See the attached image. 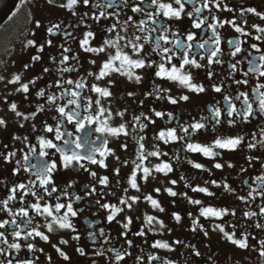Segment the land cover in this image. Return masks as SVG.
<instances>
[{"label": "flooded vegetation", "instance_id": "flooded-vegetation-1", "mask_svg": "<svg viewBox=\"0 0 264 264\" xmlns=\"http://www.w3.org/2000/svg\"><path fill=\"white\" fill-rule=\"evenodd\" d=\"M109 2L110 0H89V7H84L83 0H80L78 6L69 11L67 7H64L67 0H1L0 56L10 58L15 48L10 46V49L1 51L4 42H13L16 37H25L27 34L26 44L18 53L13 67L16 75L21 77L20 83L17 84L18 89L27 84L29 92L25 94L17 90L6 96L0 95V108L6 111L4 119L1 118L6 122V126L0 127V153L4 154L0 156V200L12 195L11 188L19 184L29 185L32 182L38 185V178L32 175L35 169L30 168L31 164L55 162L57 169L51 174V178L54 182L52 186H55L58 191L52 196H45L44 200L40 201L41 207L45 206V202L53 208L57 203L65 205L72 203L77 216L71 219L76 229L75 232L61 230L54 225L53 232L49 233L45 225L51 223L50 218L37 216L29 207L36 203V198L31 195L24 196L18 192L16 199L11 201L8 207L13 213L21 210L28 211L29 217L21 219L9 215L0 207V222L4 220L10 222L15 218L20 225L15 229L8 227L0 229V232L5 233L9 242L19 243L21 251L17 253L0 242V249L8 253L7 258L0 256V264H8L9 259L12 264H24L28 260H34L35 264H116L113 253L107 251L109 248L119 249L125 253V260L120 261L119 264H161L162 260L167 261L168 264H264V257L259 255L261 251H264V246L260 243L264 241V227H256L257 224L264 225V215H260L261 209L264 208V188L253 191L258 188L259 178L264 176V146L259 144V133L264 129V117L257 114L255 120L245 124L233 116L231 119L235 126L232 127L226 114L228 106L225 100L227 96L240 109L242 108L241 102L234 98L240 93H245L253 100L254 107L257 106L253 90L258 84H264V77H258L252 73L245 77L243 73L248 70L252 62L259 63L254 58L264 54V34L255 31V27L264 28V20L247 10L252 9L264 15V0H223V3L218 5L221 10L218 11L210 4L211 12L207 10L202 12V16L207 17L209 23L225 22L224 27L216 29L221 41L219 44L221 53L218 57L221 63H213L210 66L208 65L211 51L209 44L215 46V38L209 39L212 29L208 28L207 23L203 29H194L191 25L195 16L193 20H189L185 14L182 19L171 21L159 17L170 29L167 39H179L182 44H188L186 36L189 33L197 37L191 42L193 48L189 57L195 58L202 67L195 68L188 65L184 67L183 73L191 76L193 85L205 88V91L199 94L189 91L177 81L157 78L158 67L156 66L133 70L135 75L142 77L140 83H136L134 79L130 80L127 76H121L118 72L112 73L103 80H96L95 75L88 76L89 72L98 74L101 66L109 60L111 55L115 54L117 49H107L99 55L84 51L81 48V42L86 33L91 32L94 37L89 38L88 47L96 48L102 46L105 40H113L118 34L124 36L125 41H121L120 48L131 56L130 49L124 48V43L133 33L141 35L135 28V24L141 19H148L143 13H132L130 8L118 5L105 7ZM150 2L151 0H146V3ZM129 3L132 7H144V5L135 3L134 0H129ZM225 7L232 11H224ZM185 8L186 13L194 12V6L191 4H186ZM101 11L107 14L108 19L101 18L97 23L96 20L90 18L99 16ZM151 11L155 12L156 9L152 8ZM241 12L244 13L243 17L240 16ZM129 16L133 17V24L127 25L128 31L125 33L121 30L122 25L118 24L117 20L126 22ZM213 16L216 18L215 21L212 19ZM230 21H236L235 26L242 27L244 31L250 33V36H242L235 32V26H229L227 23ZM37 24L40 26L37 27ZM56 25L59 27H55ZM112 26L116 27L117 32L110 34L107 30ZM151 27L150 24L145 25L146 29ZM49 29L57 34L49 35ZM151 35L153 43L144 45L145 51L141 53V57L147 55L146 63L155 61L156 65H159L163 61L156 52L152 51L154 39L159 33ZM258 35L261 36V40L251 38ZM237 39L244 50L233 58L230 53L234 49H230L227 42ZM205 40L209 43L204 49L195 47ZM29 41L34 42L36 47L30 46ZM252 45L259 47L261 52H254ZM161 46L172 48L171 44L165 45L162 42ZM39 47H43L44 51L39 52L37 50ZM64 48H70L71 51L65 53ZM173 51L175 56L171 64L164 63L168 69H171L172 65L179 68L182 63L183 52L176 49ZM250 52L251 57L248 55ZM169 54L172 55V53ZM35 56H39L40 60L33 62ZM63 56H68L67 64L61 63ZM73 56L77 59L73 60ZM201 56L204 57L203 60L200 59ZM141 57L132 56V59L136 60ZM232 64L237 66L235 74L232 72ZM26 65H29L27 70H25ZM74 65L77 71L63 72L60 70ZM45 68L49 71L45 72ZM210 73L212 74L211 79H209ZM81 78L87 81L82 95L91 98L93 102L99 97L89 90L91 85L95 84L98 87L109 89L111 96L101 100L102 106L112 113L109 126L118 128L124 125L129 133L127 136H101L94 131L97 127L95 124L91 129L86 127L83 133H77L76 124L68 123L55 111L56 107L67 104L68 98L63 95L65 90L81 91L72 85L64 84L63 89L56 85L63 84L69 79L79 81ZM33 79L36 80L35 84L31 83ZM245 79L247 80L246 85L236 83V81ZM109 85L112 87L109 88ZM214 86H219L222 89L221 92H215ZM157 87L161 89L160 99L156 98ZM40 91H44V97L38 96ZM49 96H59L60 99L56 104L49 105L47 103ZM185 96L188 97L186 101L181 99ZM170 99H176L177 103H169ZM13 103L17 106V112L29 116L30 119L24 120L22 116L18 117L16 113L10 111ZM41 105L44 107L43 111L40 110ZM216 108L221 110L220 117L213 115ZM71 111H76V109L73 107ZM120 112L124 113L122 118L117 115ZM156 113H160L161 117H157ZM81 115L86 116L88 113L82 112ZM136 118H139L138 124L135 122ZM58 121H63L61 131L71 132L73 137H81L82 140L94 141L93 147L107 140V148L113 155L104 159L105 167L81 161L88 171L77 165L65 169L62 165L61 153L53 149H48L47 157L41 158L39 153L42 149L38 143L41 137L45 140H52L58 147L68 151L63 141L55 140V132L48 133L44 130L45 126L56 128ZM200 122L205 124L204 129L196 132L190 127ZM21 124L23 127H20ZM140 125H144L143 131L140 130ZM134 126L136 130L132 131ZM182 127H188L189 132L184 133ZM169 131H175L174 141L168 138H166L167 142L159 139L160 132ZM253 133L257 134L255 139L258 146L249 150L247 145L253 140ZM241 135L245 137V143L234 152L215 149L214 151L219 155L214 159H209L202 153L185 150L188 143L208 147L217 139L236 138ZM13 137H20V139H13ZM141 137H144L141 143L144 146L145 158L138 160L140 146L137 141ZM5 145L8 147L5 148ZM123 146H126L127 150H124ZM33 147L36 148L35 155L31 153ZM82 147L87 148V145L82 143ZM73 150L80 151L75 149L74 144ZM154 151L159 152V158L147 155ZM11 152H16V156L11 159V162L6 163L4 156H8ZM165 153L167 155H164ZM25 155L30 157L27 163L24 161ZM249 157L253 158L251 163H249ZM94 158L97 161L102 159L99 155ZM165 163L169 164L172 169L167 175L153 171ZM192 163L200 164L202 169L206 170L193 168ZM217 163L222 165V169L214 167ZM228 163L234 167H227ZM138 165L141 167H137ZM25 167L30 170L24 171ZM143 168L151 171L147 179L144 178ZM91 173H95V177ZM133 174L136 175L139 191L131 187L130 179ZM101 178H107V186L102 183ZM213 182L219 184L220 187H215ZM225 184L229 186V191L225 190ZM197 187L204 188L214 195L207 196L203 192H194L192 189ZM65 189H67L66 192ZM169 189L177 195L169 196L167 192ZM32 191H37L39 194L43 192V189L36 188ZM149 196L159 203L163 211L153 208L147 199ZM75 197H80V200L76 201ZM131 198H135L137 202L133 204ZM21 200L25 203H21ZM121 200L127 201V204H121ZM194 201H200V203H192ZM105 205L108 207H104ZM112 208L121 211L109 223L108 217L112 215L110 210ZM206 208L221 212V217L201 216L200 212ZM249 212L256 213V215L248 218L246 213ZM63 214V211L59 214L54 213L57 216ZM177 215L181 218L179 222L175 219ZM146 216L155 218L152 225H147ZM26 219L34 221L32 227L40 225L36 230L49 237L48 243L39 238H30L25 241L15 240L12 237L11 232L20 231ZM129 219L132 221L131 225L127 229L121 227ZM156 220L160 221L164 227L156 223ZM220 227L224 228V233L234 232L235 239H241L247 235L249 248L240 249L228 242L225 234L219 231ZM101 230L104 232L103 236L100 235ZM141 230L145 232V235H136ZM90 234L95 235V242L89 238ZM21 235H26V230L21 232ZM77 235L80 239L74 240L73 237ZM61 240L67 241V244H61ZM105 241L108 242L105 243ZM128 241H131L132 247L128 246ZM176 241L180 243H174ZM155 242L168 243L173 251L154 249L151 245ZM29 243L42 252H29L27 250ZM53 245L60 248L69 260L65 261L55 251ZM77 248L83 249L85 255L81 256ZM98 251H103L104 255H97ZM150 255L161 259L152 261L149 258Z\"/></svg>", "mask_w": 264, "mask_h": 264}, {"label": "snow or ice", "instance_id": "snow-or-ice-1", "mask_svg": "<svg viewBox=\"0 0 264 264\" xmlns=\"http://www.w3.org/2000/svg\"><path fill=\"white\" fill-rule=\"evenodd\" d=\"M80 0H67V4L64 5V7H67L69 11H72L73 8L77 7L79 4ZM135 3H138L140 5H144V7H132L129 3V0H110L109 4L106 5L105 7H111L112 5H118L122 6L123 8H130L131 12L134 14H140L143 13L145 16L148 17L147 20L141 19L138 23L135 24V28L137 31L141 33V35H136L135 33L131 34L130 36L127 37L126 42L124 43V48H128L131 51V56L123 51L122 48H120V43L121 41H125V37L121 35H117L113 40H105L103 45L96 48V47H88L90 39L89 38H94L93 34L91 32H88L85 34V38L81 42V48L86 51L90 52L96 55H99L101 53L106 52L107 49H112L116 48V52L114 55H111L109 57V60L106 61L102 66L101 70L99 71L98 74H94L92 72L88 73V76H93L95 75L96 80H103L112 73H119L121 76H127L130 80L134 79L136 83H140L142 80L141 76H137L134 74L133 70L134 69H144V68H152L154 66L158 67V71L156 72L157 78L161 80H172V81H177L181 85L185 86L188 88L189 91L196 92V93H203L205 91V88L203 86H196L192 84V78L190 75L183 73V69L185 66L191 65L192 67L195 68H201L202 65L197 62L195 58H190L189 53L192 52V41H195L197 37L194 34L189 33L186 36V40L189 42L188 44H182L179 39L177 40H169L167 39V34L170 31L169 27L165 25L159 17H163L166 20H180L183 18L185 14H187L189 20H193V17L195 16V20L192 23L191 27L194 29H203L204 25L207 23L208 28L212 29V35L209 39L215 38V46L209 44V48L211 49L209 59H208V65H212L213 63H221V61L218 59L221 49L219 47V44L221 43L219 35L216 33V29L219 27H224L225 22H219V23H209L207 17L202 16V12L207 10L211 12V8L209 5L211 4L212 7H216L217 10H221L218 5L223 3V0H165V2H162V0H151L150 3H146V0H134ZM186 4H191L194 6V12L193 13H186ZM83 6L84 7H89V0H83ZM152 8H155L156 11L153 12L151 11ZM224 11H232L230 8H223ZM251 12L252 15H259V18L261 20H264V15H260L255 12V10L249 9L247 10ZM73 15L75 13L73 12ZM119 15V13H117ZM244 13L241 12L240 16L243 17ZM87 16V14H85ZM91 19L96 20L97 23L100 22V19H108V16L105 12L101 11L99 13V16H93L90 17ZM213 21H215V16L212 17ZM118 24L122 25V31L127 32L128 28L127 25L133 24V17L129 16L127 18V21H120L117 20ZM229 23V26H235L236 21H230L227 22ZM150 24L152 25L151 28L146 29L145 25ZM40 25L37 24V27ZM55 27H59V25H56ZM110 34L112 32H117V29L115 26H112L107 30ZM234 31L239 33L242 36H250L249 32H246L243 30L242 27L240 26H235ZM255 31L257 33L264 34V28L261 27H255ZM153 33H159L157 37L154 39V47L152 51L156 52L157 55L160 56L161 61H163L161 64L156 65L155 61H151L146 63L147 55L141 57V53H144V45L145 44H152L153 43V36L151 34ZM57 33L53 31L52 29H49V35H56ZM71 35V33H69ZM175 35V33H173ZM254 40H261V36H254L251 37ZM141 41H143L141 43ZM161 42L165 45L171 44L172 48H163L161 46ZM209 42L205 40L202 43H199L195 45V47L199 49H204L205 45L208 44ZM230 49H234V51H231L230 55L235 58L241 51V42L237 40H231L227 42ZM244 43H247V41H244ZM29 45L32 47H36L35 43L32 41H29ZM253 51L254 52H261V49L259 47H256L255 45H252ZM174 49L182 51L183 52V57H182V63L179 68H177L175 65H172L171 69H168L164 66V63L171 64L175 53ZM39 52H43L44 48L39 47L37 49ZM63 51L65 53L70 52V48H64ZM169 53H172L170 55ZM249 57L252 56V53L250 52ZM132 56L136 57H141L140 59H132ZM165 58H167L165 60ZM73 60H76L77 58L75 56L72 57ZM201 60L204 59L203 56L200 57ZM255 60H258L259 63L252 62L246 72L243 73L245 77L249 75V73L255 74L258 77H264V54L260 55L259 57L254 58ZM40 60L39 56L33 57V62H37ZM69 61L68 56H63L61 59L62 64H67ZM94 63V62H93ZM239 63V61H237ZM29 65L25 66V70ZM236 64H232V72L235 74L236 71ZM63 72H73L77 71L78 69L76 66L72 67H65L60 69ZM45 72H48L49 69L45 68ZM212 78V74H209V79ZM21 81V77L19 75L15 76L12 80H10L8 83L10 84H19ZM32 84L36 83V80L33 79L31 81ZM237 84H247V80H239L236 81ZM64 84L67 85H72L75 89L81 90V91H67L65 90L63 92V95L68 98L67 104L65 106H58L56 107L55 111L59 113L60 117H63L68 123L70 124H76V132L77 133H83L85 131V128L91 129L92 125L95 124L97 127L94 129L96 133H99L101 136H120L124 135L127 136L129 133L126 130V127L124 125H121L118 128H112L109 126V120L112 118V113L107 111L101 104L102 99H107L111 96V92L109 91L108 88H101L98 87L97 85L93 84L90 86V91L95 93L99 98L96 99L94 102L92 101L91 98L88 97H83L82 91L85 90V86L87 84V81H85L83 78H81L79 81H73V80H66L64 81L63 84H57L56 86L59 88H64ZM112 85H109V88H111ZM213 90L217 93L221 92V88L219 86H214ZM264 84H258L256 88L253 90V97L255 98V101L257 102V106L254 107V102L249 98V96L245 93H240L237 95L234 99L238 100L242 104V108L238 109L235 104H233V101L231 99H228V97H225V100L227 102V116L229 117V124L230 126L234 127L235 123L232 121V117L235 116L236 119L241 120L243 123L247 124L250 123L252 120H255L257 117V114L259 116L264 117ZM19 92H23L27 94L29 92V86L27 84L22 85L19 89ZM166 91V90H165ZM156 92L158 93L156 98L160 99L159 93L161 92V89L159 87L156 88ZM131 95V94H130ZM39 97H44L45 93L44 91H40L38 93ZM59 96H49L47 98V103L49 105L56 104L57 100H59ZM183 100H187L188 97H181ZM7 103V102H6ZM169 103L171 104H176L177 100L176 99H170ZM75 108L76 111H71L72 108ZM66 108L68 109L66 111ZM95 108V110H94ZM40 110L43 111L44 107L43 105L40 106ZM10 111L16 113V115L22 116L24 120L30 119L29 116H25L22 113L17 112V106L15 103H13L10 106ZM82 112H87L88 115L83 116L81 115ZM117 115L123 117L124 113L120 112L117 113ZM157 117H161L160 113H156ZM213 115L216 117L221 116V110L216 108L213 111ZM103 118V119H102ZM144 119H148V117H144ZM137 124L139 123V118H136L135 121ZM151 122V121H150ZM6 122L3 119H0V127H5ZM63 126V121H58L57 122V127L53 128L50 126H45V131L48 133H53L55 132V140L57 141H63V144L67 147L68 151H65V148L58 147L56 143H54L52 140H45L44 138H39L38 143L41 146V151L39 153L41 158H45L48 155L47 150L48 149H53L57 152L61 153V158H62V165L65 169L71 168L74 165H77L79 168L84 169L85 171H88V169L85 167L84 163H81V161H87L90 164H99L100 167H105L104 164V159L107 158V156L113 155V153L107 148V140H104L100 143L99 146L93 147L92 145L95 143L90 142L87 139H83L81 137H73V133L71 132H65L61 131V127ZM20 127H23V124L20 125ZM194 131L198 132L201 129L205 128V124L203 122L200 123H194L190 126ZM35 130V129H34ZM135 126L133 127L132 131H135ZM140 130H144V125H140ZM182 131L184 133L189 132L188 127H182ZM257 136L256 133H253V140L250 141L247 145L249 150L257 148V140L255 137ZM166 138L175 140L176 138V133L175 131H169L167 133L165 132H160L159 133V139L160 140H166ZM13 139H20V137H13ZM25 140L27 139L26 137L24 138ZM144 139V137H141L140 140L137 141V143L140 146V153L137 156L138 160H143L145 158L144 155V146L141 143V141ZM82 143L84 145H87V148L82 147ZM245 143V137L243 135L238 136L236 138H225V139H217L214 144L208 147L201 146L199 144H193V143H188L186 146V151L190 152H198L202 153L209 159H214L216 156L219 155L218 152L214 151L215 149H222L225 151H230L234 152L236 151L240 145ZM73 144L75 146V149H79L80 151H75L73 150ZM259 144L261 146H264V129L261 130L259 133ZM5 148L8 146L5 145ZM124 150L126 149V146H123ZM31 153L32 155H35L36 153V148L33 147L31 148ZM84 153V154H81ZM3 153H0V156H3ZM99 155L102 157L101 160L97 161L94 157ZM147 155L150 156H155L159 158V152L154 151L147 153ZM164 155H167L166 153ZM16 152H11L8 154V156H4V160L6 163L11 162V159L15 158ZM30 157L28 155L24 156V161L27 163L29 161ZM252 157H249V163L252 161ZM137 167H141L138 165ZM193 168L197 169H202V166L200 164L192 163ZM214 167L216 169H222V165L217 163L214 164ZM227 167L232 168L234 165L231 163H228ZM31 169H35L34 172H32V175L38 178V185L37 183H32L30 182L29 185L26 184H19L13 188H11V193L12 195H9L7 199L0 200V207L3 208L4 211H7L9 215H13L15 217H20L21 219H25L29 217V212L25 210L21 211H16L13 213L8 205L11 201L16 199V194L18 192L22 193L24 196L31 195L36 198V203L34 205H30L35 212L37 216H42L45 218H50L51 223H48L45 225L47 232L51 233L53 232L54 228L53 226L55 225L61 230H70L75 232L76 229L71 223V219L75 218L77 216V211H74L72 203H68L67 205L57 203L55 207L53 208L51 205H48L45 202V206L41 207L40 201L44 200L45 196H52L53 193H56L58 189L53 185V179L51 178V174L57 169V164L55 162H52L51 164L48 163H42L40 165L37 164H31L30 165ZM30 168L25 167L23 170L24 171H29ZM143 173H144V178L147 179L149 175H151V171L148 168H143ZM206 170V169H202ZM153 171L155 172H163L165 175L168 174V172L172 171L171 167L169 164H163L161 166L156 167ZM243 171H247V169H243ZM17 174V173H13ZM119 174V171L117 170V175ZM93 177H95V173H91ZM102 183L107 186V178H101ZM173 184L175 183L174 181L172 182ZM130 184L131 187L139 191V188L137 187L136 183V175L133 174V176L130 179ZM215 187H220L219 184H215L213 182ZM51 186V187H49ZM68 187H71V185H68ZM40 188L43 189L42 193H39L37 191H32V189ZM224 188L226 191H229V186L227 184L224 185ZM261 188H264V176H261L258 181V188L253 189V191H259ZM27 189V190H26ZM194 192H203L207 196H212L214 195L213 193L207 191L204 188H194L192 189ZM67 189H65V192ZM95 190L93 189V192ZM158 191V190H157ZM169 196H176L177 193L174 191H171L170 189L167 190ZM76 201L80 200V197H75L74 198ZM147 199L151 202V205L153 208H157L160 211H163V208L160 207L159 203L155 200L152 199L151 196L147 197ZM21 203H25V201L21 200ZM131 202L135 204L137 201L135 198H131ZM191 202V201H190ZM247 202V201H245ZM99 203V201H97ZM192 203L199 204L200 201H194ZM121 204H127V201L121 200ZM104 207H108L105 205ZM112 212V215L108 217V222L111 223L115 217L119 214L120 209L112 208L110 209ZM63 211L62 216H57L54 215V213H61ZM224 215H227V213H223ZM201 216L204 217H209L213 216L216 218H220L222 213L215 211L212 208H206L200 212ZM235 215V213H233ZM248 218H251L252 216L256 215V213H246ZM260 215H264V208L261 209ZM146 223L147 225H152L153 221L155 220L154 217L152 216H146ZM175 219L177 222L180 221V216L177 215L175 216ZM34 221L32 219H26L23 228L20 229V231H12L11 235L15 240H25L28 241L30 238H39L40 240L44 241L45 243L49 242V237L45 235L43 232L36 230L40 227V225H35L33 226ZM132 221L129 219L126 224H122L121 227L127 229L129 225H131ZM156 223H160L161 227H164V225L156 220ZM6 227L10 229H15L17 227H20L18 221L14 218L10 222L8 220H4L3 222H0V229H5ZM91 227V225H90ZM257 228H262L264 225L257 224ZM26 230V235H21V232H24ZM195 231V229H193ZM219 231L224 233V228L220 227ZM225 238L228 242L231 244L235 245L237 248L240 249H248L249 244H248V236L245 235L241 239H235V233L233 232L232 234L224 233ZM100 235L103 236L104 232L101 230ZM136 235L139 236H144L145 232L141 230L140 232L136 233ZM93 242H95V235L90 234L89 237ZM74 240H79L80 237L74 236ZM255 239V237H253ZM0 242H2L4 245L7 246V248L14 250L15 252L19 253L21 251V245L19 243H12L9 242V240L6 238L5 233L0 232ZM108 241H105L107 243ZM61 244H67V241L61 240ZM174 243H180L179 241H176ZM261 245L264 246V241H260ZM128 246L132 247L131 241H128ZM152 248L154 249H165L168 251H173V249L169 246L168 243H162V242H155L151 245ZM53 248L55 251L65 260H69V257L61 251L60 248L56 247L53 245ZM27 250L29 252L33 251H41L40 249H35L34 246L29 243L27 245ZM77 251L80 253L81 256L85 255V252L81 248H77ZM107 251L112 252L115 259H116V264H119L120 261L125 260V253L121 252L119 249H114V248H109ZM97 255H104L103 251H98ZM130 255V253H129ZM196 255H199V253H196ZM261 257H264V251H261L259 253ZM0 256L8 257V253L4 249H0ZM150 260L156 261L160 260L161 258L155 256V255H150ZM50 260V258H49ZM8 264H12V261L9 259ZM24 264H35L34 260H28L25 261ZM161 264H168L167 261H161Z\"/></svg>", "mask_w": 264, "mask_h": 264}, {"label": "rangeland", "instance_id": "rangeland-1", "mask_svg": "<svg viewBox=\"0 0 264 264\" xmlns=\"http://www.w3.org/2000/svg\"><path fill=\"white\" fill-rule=\"evenodd\" d=\"M2 6L1 0H0V8ZM27 35V34H26ZM24 36H18L16 37L13 42L6 43L4 42V47L1 49V51H6L10 49V46H14L13 54L10 58L2 57L0 56V95L6 96L11 94L13 91L18 90L17 84H10L8 83L10 80H12L16 75V71L13 67V63L16 61V58L18 56V53L22 51V48L25 46L26 41L28 37ZM6 116V111L4 108H0V119Z\"/></svg>", "mask_w": 264, "mask_h": 264}]
</instances>
